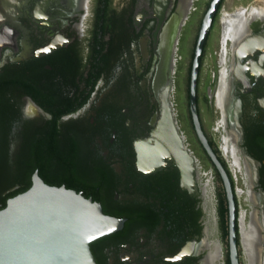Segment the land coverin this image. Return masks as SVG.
I'll use <instances>...</instances> for the list:
<instances>
[{
	"label": "flooded vegetation",
	"instance_id": "obj_1",
	"mask_svg": "<svg viewBox=\"0 0 264 264\" xmlns=\"http://www.w3.org/2000/svg\"><path fill=\"white\" fill-rule=\"evenodd\" d=\"M211 1L191 0L190 7L187 6L185 18L193 15L194 26L201 16L191 62L199 30ZM230 1L221 0L203 46L198 77V111L203 128L204 123L207 126L205 116L213 118L216 112L219 116L214 122V132L218 134V138L211 134L208 126L207 131L205 128L204 130L208 138L211 137L216 142L234 179L239 208L240 264H264V228L260 232L261 237L255 242L253 263H250V255L244 246L241 228L243 209L247 222L251 221L252 212L258 211L259 220L264 225V12L254 16L248 14L252 8L264 6V0ZM180 2L181 0H165L163 8L160 9L157 8V0H110L108 11L98 23L97 0H0V88L6 81L10 82L12 91L19 96L18 101L24 115L33 118L31 126L41 128L42 177L46 182L66 186L80 184L79 142L81 132L88 131L87 127L82 129L81 123L88 121L79 117L92 115L89 122L94 124V116L105 100L113 106H121V116L124 117L134 150L137 143L141 159L145 143L155 139L154 133L158 130L169 133L174 130V123L187 146L188 154L192 157L191 161L187 159L190 170V184L187 185L193 189V194L182 188L180 169L174 161L167 159L168 164L160 170L144 172L138 169L135 150V164L140 171V177L133 181L129 168L130 157L116 155V152H111L110 148L103 145V155L117 173L115 199L126 205H146L155 213L156 222L153 225L143 224L140 219V222L132 221L127 226L128 218L122 217L126 219L122 229L91 243V250L98 264H228V257L230 259L229 236L227 242L220 228L218 200L217 207L211 211L209 196L205 194V171L199 159L201 154L206 156L205 149H201L204 147L197 136L190 110H187L188 122L199 148L192 143L190 134L185 132L183 124L179 122L174 103L172 102L169 123L161 101L165 94L164 87L169 83L174 86L176 57L174 54L172 73L162 46L165 34H171L170 26H173L180 13ZM232 3L237 6L231 7ZM235 18L242 21V26L227 34L225 30L235 25ZM95 29L101 30L100 37L104 36V72L84 106L58 119H52L51 114L34 99L30 87L33 86L37 93L54 91L62 94L57 104L60 109L76 101L75 95L80 86V75L77 71L79 59L83 64H89L95 42ZM179 34L177 43L181 40ZM190 37L191 33L189 39ZM209 59L211 63L206 71L209 76L203 89V74ZM66 62L72 64L70 71H66ZM224 68L227 74L225 101L234 104L233 119L239 127L237 147L242 158V169L239 166L234 167L226 155L222 142L223 135L227 132L223 126L218 128L223 112L217 104V92ZM87 72L88 70L85 74ZM50 79L56 81V87L48 85ZM64 95L73 97L72 102L64 100ZM22 130L24 129H17L11 135L10 152L13 158L23 151ZM115 132L113 130L111 142H114ZM99 140L103 144V140ZM166 151L163 153L167 154ZM28 153L30 156L33 154L31 147ZM160 157L161 155L157 160ZM246 163L252 170L250 179L246 175ZM168 167L178 170L181 190L197 198L196 206L202 211L198 219L201 225L199 232L192 231L181 213L176 215L179 210H174L173 205L180 201L167 198L160 184L147 183L142 175L156 173ZM256 172L259 173L258 178ZM84 173L85 180L91 186L102 187V184L93 181V168H86ZM240 189L244 190L242 194ZM249 189L253 192L254 199L248 194ZM212 212L220 228L219 238L214 237L211 229ZM216 244L220 246L221 255L213 259L212 253L216 251Z\"/></svg>",
	"mask_w": 264,
	"mask_h": 264
},
{
	"label": "trees",
	"instance_id": "obj_2",
	"mask_svg": "<svg viewBox=\"0 0 264 264\" xmlns=\"http://www.w3.org/2000/svg\"><path fill=\"white\" fill-rule=\"evenodd\" d=\"M110 0H97V19L100 23L103 20L105 12L108 11ZM101 30L95 29L93 38L95 39L90 53V61L88 65L83 64L79 59V68L77 71L80 75L79 90L75 95L76 101L73 97L64 95V100L72 102L70 106L60 109L57 107L59 99L62 94L54 91H49L44 94L37 93L35 88L31 86L30 93L34 99L40 103L43 108L51 114L52 119H58L64 114L72 113L79 110L90 99L95 85L104 72V64L106 62L105 56V41L104 36L100 37ZM66 71H70V65L67 63ZM90 65V66H89ZM192 62L189 66V73L187 77V108L189 109V91H190V72ZM88 70L87 74L85 72ZM49 74V73H48ZM68 74V73H66ZM56 81L50 79L48 85L56 87ZM19 96L12 91L10 82L6 81L0 88V209L6 206L8 198L27 190L32 185V175L35 170H38L43 176V156L42 154V132L39 126H31L33 118L26 117L20 105ZM190 110V109H189ZM190 112V111H189ZM113 114L112 116L110 114ZM191 113V112H190ZM121 106L110 104L105 100L97 114L94 116L95 123L90 124L92 115L80 116L79 119L86 120L88 123H81L82 129H88L87 132H81L80 137V151H81V181L80 184H68L67 187L74 188L77 191H82L87 197H92L95 201H99L104 209V212L117 217H127V226L132 221L141 219L143 224L153 225L155 220V213L146 205L140 207V203L136 204H122L115 199L117 175L113 166H111L103 155L104 146L111 149V152H116V155L129 156V168L133 175V181L140 177V171L135 164V150L130 133L124 123V117L121 116ZM192 118V117H191ZM23 128V151L16 158L11 155V135L16 133L17 129ZM114 142H111L114 136ZM103 140V144L99 139ZM210 144L214 151L228 170L225 159L220 154L216 142L210 137ZM32 148V155L28 153L29 148ZM204 150V148H201ZM206 157L209 159L214 167L216 181L220 184L217 191L218 213L220 220V228L222 236L226 241L229 236L228 223V200L226 196L225 187L221 175L214 163L204 150ZM86 168H93L95 171L94 183L102 184V187L91 186L85 180L84 171ZM229 172V170H228ZM234 187V179L229 172ZM147 183L160 184L167 198L179 200V203L173 205L174 210H179L176 215L181 213L192 227L193 232H199L201 225L198 221L202 211L197 208V198L190 196L180 188L179 172L176 168L168 167L156 173L142 174ZM92 181V182H93ZM52 184V182H49ZM237 204V198H236ZM237 204V217H238ZM118 233H121L120 231ZM228 242V241H227ZM228 264L230 259L228 257Z\"/></svg>",
	"mask_w": 264,
	"mask_h": 264
},
{
	"label": "water",
	"instance_id": "obj_3",
	"mask_svg": "<svg viewBox=\"0 0 264 264\" xmlns=\"http://www.w3.org/2000/svg\"><path fill=\"white\" fill-rule=\"evenodd\" d=\"M220 2L221 0L210 2L199 30L191 66L189 108L197 136L219 171L225 187L229 208L230 260L231 264H240L237 191L228 170L205 133L199 117L197 98L201 54ZM237 121L240 122L239 114ZM153 136L155 139L145 143L143 159L135 143L138 169L155 172L168 164L167 159L172 160L180 169L182 188L193 194V189L185 184L179 163L173 156L163 153L164 150L171 154L183 152L190 157V161L192 159L176 123L171 132L158 130ZM159 155L161 159L157 160ZM246 157L252 160L248 155ZM256 177H259L258 172ZM125 220L105 213L99 201L85 196L82 191L46 182L39 171L35 170L32 185L8 198L6 206L0 209V264H98L91 250V243L122 229Z\"/></svg>",
	"mask_w": 264,
	"mask_h": 264
},
{
	"label": "bare ground",
	"instance_id": "obj_4",
	"mask_svg": "<svg viewBox=\"0 0 264 264\" xmlns=\"http://www.w3.org/2000/svg\"><path fill=\"white\" fill-rule=\"evenodd\" d=\"M190 2H191V0H181L180 7H179L180 13H179V15L176 14L177 17H176L175 21L173 22V26L172 27L170 26V29L172 28V32H171V34H165V37H164V43H163L162 47L164 49V56L166 58V61L169 60V62H170L169 63V69L172 71V73L174 71V62H175L174 61V54H176L175 51H176V45H177V40H178V34L180 33L179 30H180L181 24H182V22L186 16V13H187L186 11H187V8L189 7ZM164 4H165V0H157V8H160V9L163 8ZM242 12H239V13L241 14ZM261 12H264V6H262L260 8H252L250 13H248V12L247 13L250 14L251 16H254L255 14H258ZM235 19H236L234 22L235 25H233V26L231 25V27L226 28L225 32L227 34L229 32H231L232 30H235L237 27L242 26V21H240L239 19L237 20V18H235ZM236 21H239L238 24H236ZM231 22H232V18H231ZM166 56L168 57V59ZM223 73L224 74L221 75L222 79H221L220 88L217 92V104L223 112V117L218 121V128H222V126H223L227 132L223 135V142H222V147H223L226 155L232 161L231 163H233L234 167L239 166L242 169V166H243L242 158L239 155L238 147H237V143L239 142V138H240V134H239V130H238L239 127H237V124L233 119L234 111H235L233 108L234 104L229 102L228 100L225 101V93H226V89H225L226 88V80H225L226 78L225 77H227V74H225V68L223 69ZM171 79H173V78H171ZM172 86H173L172 83H169V85H166V87H164L163 92L165 94H164L163 98L161 99L163 109H164L166 118H167L169 123H171V121H170L171 114L170 113H171V110H173L172 101H171ZM229 121H230V123H229ZM228 125L230 126V128ZM164 151H166V150H164ZM166 152H167V154L169 153L168 156H173V158L179 163V165L181 166L183 175H184L185 183L190 184V170H189V163L187 160L188 158L190 159V157H188V155L186 156V154L183 155L181 152L180 153L175 152L172 154L170 151H166ZM142 164H143V162H142ZM246 175H247V177H249V179L252 177V170L250 169V166L248 164H247ZM206 188H207V184H206ZM206 188H205V190H206ZM239 192L242 194L244 192V190L240 189ZM249 193L251 194V198L254 199L255 196L250 189L248 190V194ZM258 214H259L258 211L257 212L253 211L252 212V218H251L250 222H247L248 220L246 219V212H243V214H242L241 228H242V234H243V243H244V246L246 248L247 253L250 255V263L254 262L255 242L258 241V238L261 237L260 232L262 233L263 228H264V225H262V222L259 220ZM215 247H216V251L214 254L212 253L213 259L220 257V255H221L220 246L218 244H216ZM259 261H260V259H259Z\"/></svg>",
	"mask_w": 264,
	"mask_h": 264
},
{
	"label": "rangeland",
	"instance_id": "obj_5",
	"mask_svg": "<svg viewBox=\"0 0 264 264\" xmlns=\"http://www.w3.org/2000/svg\"><path fill=\"white\" fill-rule=\"evenodd\" d=\"M233 1L235 0H231L230 3ZM235 6L237 5L232 3L231 7H235ZM189 7H190V4H189ZM200 18L201 16H199L196 22V26H194L195 23H194L193 15L188 18L186 17L182 22V27H181L182 30H181V34H179V38L181 36V40L177 43V49H176V54H175V57H176L175 68L176 69H175V74H174V86L172 89L173 91L171 92L172 93L171 101L174 103L175 111L179 115L178 116L179 122L183 124L185 128V132L190 134V140L192 141V143L195 144L196 147H198V143L196 139L194 138L191 128L189 126L188 113H187L188 108H187L186 100H187V77L189 73V66L191 63V57H192L191 54L194 48L195 37L198 31V26L200 24ZM190 33H191V37L189 39ZM210 63H211V60L209 59L205 66V74H203V84H202L203 89H205L206 81L208 80L209 74H207L206 71L208 70V66ZM172 108H173V104H172ZM218 117L219 116L217 112L215 113L213 118L212 117L207 118V116H205V118L207 119L206 121L207 126L209 127L211 134L212 135L214 134L216 138H218V134H215L214 132V129L216 128V124H214V122L216 121ZM207 126L204 123V128L206 131H207ZM199 159L203 165V170L205 171V174L203 175V182L207 184V188L205 184L204 190L206 188L205 194L207 193L206 196H209V206L212 211L215 207H217V196L216 195H217L218 187L220 186V184L216 181L214 167L209 161V159L203 154L200 155ZM244 210L245 209H243L242 211L244 212ZM211 218H212V228L211 229L213 231L214 237L219 238L220 228L217 225L216 218L213 212H212Z\"/></svg>",
	"mask_w": 264,
	"mask_h": 264
}]
</instances>
